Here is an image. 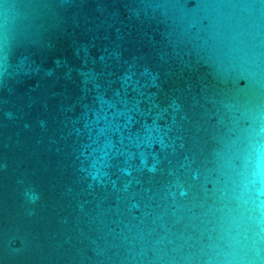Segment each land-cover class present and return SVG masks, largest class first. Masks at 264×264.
<instances>
[{
    "label": "water",
    "instance_id": "water-1",
    "mask_svg": "<svg viewBox=\"0 0 264 264\" xmlns=\"http://www.w3.org/2000/svg\"><path fill=\"white\" fill-rule=\"evenodd\" d=\"M0 264H264V0H0Z\"/></svg>",
    "mask_w": 264,
    "mask_h": 264
},
{
    "label": "clouds",
    "instance_id": "clouds-1",
    "mask_svg": "<svg viewBox=\"0 0 264 264\" xmlns=\"http://www.w3.org/2000/svg\"><path fill=\"white\" fill-rule=\"evenodd\" d=\"M35 198H36L35 196L32 197L33 200H35Z\"/></svg>",
    "mask_w": 264,
    "mask_h": 264
}]
</instances>
